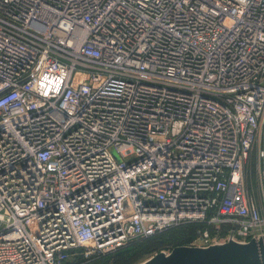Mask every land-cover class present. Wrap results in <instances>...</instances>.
I'll use <instances>...</instances> for the list:
<instances>
[{
	"label": "built area",
	"instance_id": "2783aa9c",
	"mask_svg": "<svg viewBox=\"0 0 264 264\" xmlns=\"http://www.w3.org/2000/svg\"><path fill=\"white\" fill-rule=\"evenodd\" d=\"M189 222L264 238V0H0V264Z\"/></svg>",
	"mask_w": 264,
	"mask_h": 264
},
{
	"label": "water",
	"instance_id": "95a60500",
	"mask_svg": "<svg viewBox=\"0 0 264 264\" xmlns=\"http://www.w3.org/2000/svg\"><path fill=\"white\" fill-rule=\"evenodd\" d=\"M144 264H264V238L246 243L229 240L209 246H177Z\"/></svg>",
	"mask_w": 264,
	"mask_h": 264
},
{
	"label": "rangeland",
	"instance_id": "374dc122",
	"mask_svg": "<svg viewBox=\"0 0 264 264\" xmlns=\"http://www.w3.org/2000/svg\"><path fill=\"white\" fill-rule=\"evenodd\" d=\"M252 167H255V157L252 160ZM185 224L187 223L179 226ZM211 231L212 234H216L215 229ZM191 233L177 230L150 240L144 239L145 237L138 238L127 244L120 254L112 253L101 257L95 255L88 257L84 247H77L73 250L75 256H71L65 264H144L159 252L169 253L177 246L192 245L189 241L193 238Z\"/></svg>",
	"mask_w": 264,
	"mask_h": 264
},
{
	"label": "trees",
	"instance_id": "16d2710c",
	"mask_svg": "<svg viewBox=\"0 0 264 264\" xmlns=\"http://www.w3.org/2000/svg\"><path fill=\"white\" fill-rule=\"evenodd\" d=\"M208 227V224L206 223V222H189V223H187V224H185V225H182V226H173V227H170V228H168V229H166V230H163V231H161V232H159V233H157V234H155V235H152V236H150V237H145L144 239H147V240H150V239H153V238H157V237H161V236H163V235H165V234H167V233H171L172 231H177V230H182V231H184V232H192L191 233V236H193V238H191L189 241H190V243L191 242H193L194 241V239H196V237L199 235V233H200V231H202V230H204L205 228H207ZM131 243V242H130ZM129 244V243H128ZM125 246H127V244L125 245ZM125 246H122V247H120V248H118V249H116L115 251H113V252H110V253H106V254H101V255H98L99 257H101V256H103V255H111L112 253L114 254V253H117V254H120L124 249L123 248H125ZM76 255H78V254H76ZM72 257L73 256H75L74 254H73V251H72V255H71ZM97 256V257H98ZM69 260V259H68ZM67 260V261H68ZM67 261L66 262H64L63 264H65V263H67Z\"/></svg>",
	"mask_w": 264,
	"mask_h": 264
}]
</instances>
